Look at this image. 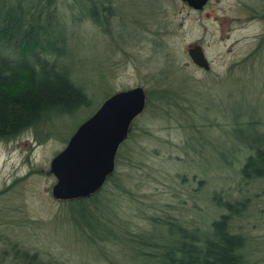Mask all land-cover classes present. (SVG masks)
Returning a JSON list of instances; mask_svg holds the SVG:
<instances>
[{"label": "rangeland", "instance_id": "obj_1", "mask_svg": "<svg viewBox=\"0 0 264 264\" xmlns=\"http://www.w3.org/2000/svg\"><path fill=\"white\" fill-rule=\"evenodd\" d=\"M99 2L103 23L75 28L62 61L91 106L52 113L0 141V264H24L25 252L38 264H162L149 259L150 244L178 238L177 228L160 225L208 227L214 193L248 199L231 227L264 264V179L246 183L234 167L240 147L264 136V20L254 17L264 0H210L201 11L182 0ZM193 44L202 45L210 71L191 62ZM165 82L179 101L159 112L158 98L149 99L108 186L83 204L55 200L50 164L79 126L115 93H154Z\"/></svg>", "mask_w": 264, "mask_h": 264}, {"label": "trees", "instance_id": "obj_2", "mask_svg": "<svg viewBox=\"0 0 264 264\" xmlns=\"http://www.w3.org/2000/svg\"><path fill=\"white\" fill-rule=\"evenodd\" d=\"M106 10L99 0H0V141L17 138L52 113L72 115L91 106L92 100L62 61L71 56L72 31L86 20L102 24ZM254 17L264 20V5L254 9ZM260 42L264 43V36ZM154 90L146 92V109L153 96L159 100V112L180 99L174 97L170 82ZM259 125L264 128V121ZM261 140L240 147L245 154L234 163L237 175L246 183L264 179V136ZM114 174L95 195L73 201L83 204L92 200ZM211 200L217 214L224 213L216 214L206 228H188L172 219L163 221L161 228H177L172 236L178 242L150 244L149 259L161 260L162 264H258L249 255V239L231 227L232 218L242 214L248 199L214 193ZM20 257L24 264H38L26 252Z\"/></svg>", "mask_w": 264, "mask_h": 264}, {"label": "water", "instance_id": "obj_3", "mask_svg": "<svg viewBox=\"0 0 264 264\" xmlns=\"http://www.w3.org/2000/svg\"><path fill=\"white\" fill-rule=\"evenodd\" d=\"M201 11L210 0H182ZM187 54L198 68L208 72L211 64L202 45L189 46ZM146 91L135 87L115 93L70 138L50 164L56 178L52 197L57 201L87 199L98 193L116 169L120 147L128 139L133 123L145 112Z\"/></svg>", "mask_w": 264, "mask_h": 264}, {"label": "flooded vegetation", "instance_id": "obj_4", "mask_svg": "<svg viewBox=\"0 0 264 264\" xmlns=\"http://www.w3.org/2000/svg\"><path fill=\"white\" fill-rule=\"evenodd\" d=\"M211 64V63H210ZM194 65V64H193ZM195 66V65H194ZM196 68H198L197 66H195ZM198 69H200V68H198Z\"/></svg>", "mask_w": 264, "mask_h": 264}]
</instances>
